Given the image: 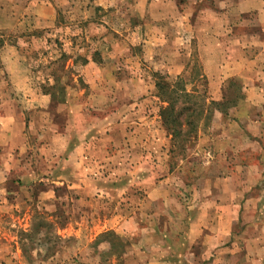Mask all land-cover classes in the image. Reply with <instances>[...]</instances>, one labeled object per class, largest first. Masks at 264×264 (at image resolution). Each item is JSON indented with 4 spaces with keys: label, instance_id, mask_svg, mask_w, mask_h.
Instances as JSON below:
<instances>
[{
    "label": "rangeland",
    "instance_id": "374dc122",
    "mask_svg": "<svg viewBox=\"0 0 264 264\" xmlns=\"http://www.w3.org/2000/svg\"><path fill=\"white\" fill-rule=\"evenodd\" d=\"M51 1L56 15L46 28L14 32L0 23V113L12 102L23 112V132L20 131L19 138H15L17 129L13 130L14 136L0 132V264H151L139 250L154 239L158 241L154 255L166 260L173 248L166 243H177L181 236L175 225L184 227L183 218H174L172 212L176 209L180 212L177 215L183 214L184 195L201 188L210 193L250 189L249 177L256 164H264V140L259 137V143L256 142L255 136L245 130L246 125L253 123L242 115L253 113L250 118L256 119L262 103H251L245 85L237 88L227 81L226 99L236 97V93L243 95L237 106H229L227 116L212 106L210 117H206L204 110L198 132L190 141L172 138L163 129L159 113L163 103L155 83L159 75L167 76V58L169 52L173 53L160 44L161 39L174 42L182 27V11L188 7L180 6L177 15L153 21L148 14H135L138 7L131 3L135 0ZM90 20L94 22L92 28L88 25ZM63 53L66 56L62 57ZM79 55L77 64L74 59ZM83 57L93 61L100 58L101 62H95L110 64V71L95 78L102 90L111 85L110 80L121 81L124 86L117 93L119 101L112 85L114 90L110 87L105 91L108 95L90 98L99 89L92 90L87 63L82 65ZM56 59L61 60L54 63ZM201 63L200 55L193 56L181 76L187 88L196 89L209 103L214 86L201 76ZM111 71L113 75L108 74ZM56 79L63 90L50 86ZM48 89L54 94H47L50 98L45 104L39 96ZM45 110L50 112L48 120ZM39 111L51 127L46 133L47 148L39 144L40 129L27 128ZM71 111L76 113L75 126L72 130L69 127L71 134L92 143L86 172L105 185L102 190H92L89 202L93 213L79 215V224L72 218L73 183L66 182L65 191L61 190V183L54 182L57 172L70 176L75 169L67 161L77 158V153L71 155L62 150L67 144L66 130H62L60 138L55 136V123L66 128ZM55 112L58 119L54 122ZM108 112L113 116L121 112V117L114 118L119 122L117 126H111ZM133 130L137 132L134 135ZM31 162L39 174L34 178L27 175ZM140 172L149 177L133 182L131 188L139 192L144 214L150 215L152 206L159 208L160 213L153 222L149 216L147 224L137 223L136 228L135 197L125 198L130 193L121 195L123 192L117 190L119 197L111 198L108 190L112 193L117 181L123 178L127 179L123 184L130 186ZM231 172L237 174L236 182L225 180ZM156 182L159 197L153 201L146 195ZM55 187L60 190V205L56 203ZM87 217L94 222L88 223ZM125 219L130 222L123 228ZM106 230L113 234L108 235ZM238 233L245 236L248 231L241 226ZM124 245L126 255L121 250Z\"/></svg>",
    "mask_w": 264,
    "mask_h": 264
},
{
    "label": "crops",
    "instance_id": "0c3cea01",
    "mask_svg": "<svg viewBox=\"0 0 264 264\" xmlns=\"http://www.w3.org/2000/svg\"><path fill=\"white\" fill-rule=\"evenodd\" d=\"M136 1L138 0L131 2L138 7V9H135V14L139 17L148 14L153 21H161L177 15V13H180V6L188 7L182 11V27L178 30L179 33L174 42L169 41L167 38L161 39V45L171 49V51L173 50V53L169 52L168 62L165 63L167 79L170 81L177 80L189 68L190 58L200 55L201 66L204 71L201 76L208 79L209 84L214 86L211 99L223 100L225 98L224 86L227 81L232 80L247 87L251 103L255 105L262 103L261 114L254 116L256 119L250 118L253 117V113H245L242 117L252 121L253 124L246 125L245 130L255 136V141L259 143L257 139L259 137L264 140V0ZM0 6V23L14 32L46 28L55 19L56 15L55 4L51 0H4L3 2L0 0ZM90 21L88 25L89 28H92L94 22ZM32 38L35 39L36 36ZM155 44L158 45V43ZM106 59V56H104V61ZM106 62L100 64L95 60L93 61L92 58L88 59L86 70L91 77L88 82H90L94 91L99 89L95 75L106 74L110 71V64ZM108 74L113 75V72L111 71ZM110 81L108 83L115 88L116 93L114 96L119 101L121 98L119 95L117 96V93L120 94L123 91L124 84L117 79H113L112 83ZM111 85L107 89H99V93L91 94L90 98L95 100L97 95H108L105 91ZM39 97L40 100L45 101V104L50 98L47 94H42ZM45 111L47 113L44 114L48 120L47 114L50 112ZM41 113L42 111H39L32 116L33 122H30L31 126L27 125V128L34 131L38 127L41 131L39 144L46 145L47 148L46 133L48 134L47 131L51 127H49L48 121L41 116ZM108 113L106 116L109 118V122L112 121L111 126H117L119 122L114 121V118L121 117V112L115 116ZM22 115L23 112L17 109L12 102L8 109L5 108L0 113V132L4 131L8 136H14L13 130L17 129L18 136L15 138H19L20 131L23 132ZM54 115L55 122L58 119V114L55 112ZM67 116L69 122L66 128H63L61 123H55L57 124L55 136L60 138L59 135L63 133L62 130H66L67 144L62 150L69 152L71 155L77 153V158H70L67 161L75 169L71 170V173L66 171V174H71L70 176H65L62 171V173L57 172L55 174L57 178L54 182L61 183L63 185L61 190L64 189L65 191V183L69 181L73 183L70 189L74 200L72 218H74L73 221L76 224H79L81 219L79 215L93 213V208L89 202L92 190L96 191L98 187L102 190L105 185L102 184L100 178L97 180L89 175V172H86L92 143L88 144L86 140L80 141L77 136L71 134L69 127L71 126V130L74 128L73 117H76V113L71 111ZM142 129L146 130L144 126ZM163 129L166 131L164 126ZM135 133L137 132L134 130L131 132L132 135ZM165 133L167 134V131ZM228 134L231 135L232 133L229 131ZM63 139L61 140L62 143ZM27 144H29L28 141ZM32 164L31 162L29 165L27 175L34 178L35 175L38 176L39 174L33 170ZM139 164L142 165L141 162ZM262 165L264 164H256V170L251 173L249 177L250 189L248 191L221 189L210 193L206 188H201L192 189L184 195L183 214L177 215L180 212L176 209L172 210L174 218H183L184 227L180 229L179 225H175L181 236L177 243H172L170 240L166 243L167 247L173 246L170 256L166 260L154 255L156 242H158H155V239L147 241L148 245L143 244V246L141 244L142 247L139 252L145 254L151 264H264V188H259L264 186V168L262 171L260 170ZM234 173L231 172L225 180L236 182L237 174ZM148 177L149 175L145 176L140 172V174L137 173L130 186L123 184L127 180L123 178L121 181H117L112 193H110L111 190H108L111 198L119 197L117 190L123 192L121 195L130 193L125 198L135 197L137 200V204L134 205L137 214L136 228L138 227L137 223L145 222L147 224L149 216L151 222H153L154 217L157 219L160 213L159 208L156 209L152 206V209L149 210L150 215L144 214L143 201L139 196V192L131 188V186H134L133 182L143 181ZM150 177L151 180L154 179L153 175ZM158 186L159 183L156 182L155 187L148 191V195H146L148 199L155 201L159 197ZM232 188H234V185H232ZM54 189L55 197H57L56 203L60 205V190H58V187ZM157 201L156 203H158ZM117 217H114L113 220H116ZM86 219L88 223L94 222L91 218L87 217ZM129 219L123 221V228L130 222ZM240 223L248 231L245 236L238 233L241 228ZM61 226L65 227L64 223ZM106 226L107 224H104L103 228ZM143 240L142 238V243ZM127 253V251L124 252L125 255ZM155 256L158 258H155Z\"/></svg>",
    "mask_w": 264,
    "mask_h": 264
},
{
    "label": "trees",
    "instance_id": "16d2710c",
    "mask_svg": "<svg viewBox=\"0 0 264 264\" xmlns=\"http://www.w3.org/2000/svg\"><path fill=\"white\" fill-rule=\"evenodd\" d=\"M66 54H62V57ZM81 56L75 58V63L78 62ZM61 59H56L54 63H59ZM95 61L101 62V59L95 58ZM88 62L87 57H83L82 65ZM78 64V63H77ZM58 71V69L56 70ZM54 73V72H53ZM160 79H157L155 85L157 88V96L159 100L163 103L159 108V113L162 117L164 128L167 130V133L175 137H182L184 141H190L191 137L195 136L198 132V125L201 116L204 113V110L208 113L206 117H210V108L212 106L217 107L224 116L229 114V106H237V103L240 99L243 98V95L236 93V97H231V99L223 100H213L211 99L207 103V99L204 96L198 94L196 89H189L185 84V79L182 76H179L177 80L170 81L167 79V76L159 75ZM241 83L235 81H230V86L239 87ZM53 89L63 90L61 82L56 79L54 83L50 85ZM242 86V85H241ZM64 92V91H63ZM46 94L53 95L54 93L51 90H45ZM196 99V100H194ZM200 100V101H198ZM209 104V105H208ZM112 235L113 233H109ZM61 238V237H60ZM99 240V238H98ZM122 253L125 252V245L122 247Z\"/></svg>",
    "mask_w": 264,
    "mask_h": 264
}]
</instances>
